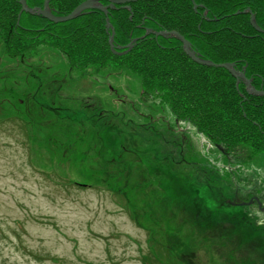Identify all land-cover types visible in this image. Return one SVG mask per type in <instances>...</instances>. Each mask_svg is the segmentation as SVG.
<instances>
[{
	"label": "rangeland",
	"instance_id": "rangeland-1",
	"mask_svg": "<svg viewBox=\"0 0 264 264\" xmlns=\"http://www.w3.org/2000/svg\"><path fill=\"white\" fill-rule=\"evenodd\" d=\"M53 51L15 64L0 44V264H185L178 241L205 264H264V214L233 205L253 179L264 190L263 164L224 158L192 123L143 101L137 76L91 77ZM27 87L15 103L24 125L7 118ZM220 201V226L190 221ZM217 226L235 245L201 244ZM158 242L177 245L168 255Z\"/></svg>",
	"mask_w": 264,
	"mask_h": 264
},
{
	"label": "trees",
	"instance_id": "trees-1",
	"mask_svg": "<svg viewBox=\"0 0 264 264\" xmlns=\"http://www.w3.org/2000/svg\"><path fill=\"white\" fill-rule=\"evenodd\" d=\"M83 1L49 0L50 8L58 15L69 14ZM195 2L197 11L191 0H139L130 3L131 10L117 5L106 15L93 9L73 20L55 23L38 14L23 12L20 15V0H0V44L15 64L40 56L39 46L43 45L65 55L72 69L91 77L102 71L135 75L140 80L143 101L167 106L179 120L192 123L224 158L260 161L264 166V96L254 97L248 93L243 80L238 89L237 79L225 68L193 61L177 37L145 35L150 28L178 31L203 58L216 63H234L236 69L245 70L252 83L255 76L258 85L264 88V34L252 26L250 14H237L251 8L257 23L264 28V0ZM44 3L45 0H27L29 7H43ZM101 4L107 6L109 1L102 0ZM107 17L115 28V44L126 45L136 37H144L128 52H113L109 45L111 30L106 26ZM55 51L53 54L59 57ZM25 94L26 90H22L14 95L23 97ZM255 99L259 102L257 110ZM209 207L215 215L193 217L190 221L211 227L219 225L220 219H230L225 217L227 211L223 212L226 210L224 202ZM132 212L136 221V211ZM209 213L212 212L208 210ZM195 215L200 214L197 211ZM190 221L183 219L186 225H192ZM245 223L248 227L250 221ZM223 225L225 228L226 224ZM219 226L202 231L205 242L202 245L218 248L223 246L226 237L231 240L227 230ZM217 228L221 232H217ZM158 243L160 248H167L168 255L177 244L187 247L180 255L185 264H205L195 248H188L187 243ZM237 255L234 247L229 258Z\"/></svg>",
	"mask_w": 264,
	"mask_h": 264
},
{
	"label": "water",
	"instance_id": "water-1",
	"mask_svg": "<svg viewBox=\"0 0 264 264\" xmlns=\"http://www.w3.org/2000/svg\"><path fill=\"white\" fill-rule=\"evenodd\" d=\"M102 0H85L83 1L81 4H79L73 11H71L69 14L67 15H56L52 12V10L50 9V5H49V0H45L44 6L43 7H29L27 4V0H20V3L22 5V9L20 11V15L23 12H27V13H32V14H38L43 16L44 18L50 20L51 22H55V23H59V22H66L69 20H73L77 17H80L82 15H84L85 13H87L88 10H92V9H99L101 11H103L106 15H108L109 10L110 9H114L116 8L117 5H122L124 8L131 10V6L129 5L131 2H136L139 0H108L109 1V5L105 6L103 4H101ZM193 2L194 5V9L197 11L198 10V5L196 4L195 0H191ZM207 12H205L204 14L206 15ZM239 13H245V14H250V21L252 26L260 33H264V29L261 28L257 21H256V16L253 13V11L251 10V8H247L245 10H243L242 12L238 11L237 14ZM107 21V29L111 30V33L109 35V45L112 49L113 52L115 53H119L121 54L124 50V52H128L130 51L134 46L135 43L138 41L139 38H143L142 37H136L133 40H131L128 44L126 45H116L115 44V28L114 26L110 23L109 21V17L106 18ZM148 34H156V35H160V36H164V37H168V36H175L177 37L183 44V49L184 51L187 53L188 56H190L194 61H196L197 63L203 64V65H207V66H214V67H222L225 68L227 70H229L234 77L237 78V88H238V84L241 81V78L245 79V83H246V88L247 91L249 93H253L256 95H262L264 96V90H257L251 83V80L248 79L245 75V71H239L235 68V64L234 63H215L212 60H207L201 57L200 53H198L196 50H194L192 48V44L191 42L185 38L184 35H182L180 32L172 30V31H167V30H162V31H155L153 29H148L146 31L145 35ZM253 202V200L251 201Z\"/></svg>",
	"mask_w": 264,
	"mask_h": 264
},
{
	"label": "flooded vegetation",
	"instance_id": "flooded-vegetation-1",
	"mask_svg": "<svg viewBox=\"0 0 264 264\" xmlns=\"http://www.w3.org/2000/svg\"><path fill=\"white\" fill-rule=\"evenodd\" d=\"M254 80H253V85L255 86V88L257 90H262L264 89L263 86H259L255 76H253ZM254 97H258L259 95L256 94H252ZM259 104V102H257V100H254V108L255 110H257V105ZM255 183V181H254ZM251 190H253V195H249V205L253 206V208L256 210L257 214H253L254 217L259 218V215L264 214V190L262 189V187L258 185H252ZM253 200V202H251ZM244 201H241L240 203H243Z\"/></svg>",
	"mask_w": 264,
	"mask_h": 264
}]
</instances>
